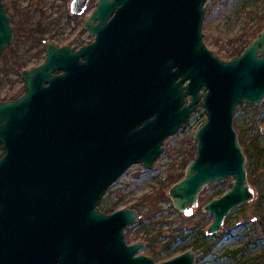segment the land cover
<instances>
[{"label":"water","instance_id":"95a60500","mask_svg":"<svg viewBox=\"0 0 264 264\" xmlns=\"http://www.w3.org/2000/svg\"><path fill=\"white\" fill-rule=\"evenodd\" d=\"M89 1L71 0V12L82 14ZM205 2L97 0L83 23L92 41L75 50L46 41L44 62L22 71L26 92L0 102L6 249L30 246L47 226L49 239L66 242L71 264H194L191 248L159 261L138 253L144 241L124 235L137 209L105 212L99 204L131 166L154 169L165 138L199 102L206 120L192 135L193 159L168 188L172 205L190 216L204 186L233 177L202 206L213 234L253 199L233 117L240 104L264 97V27L239 55L222 59L202 40ZM11 42L0 0V54Z\"/></svg>","mask_w":264,"mask_h":264},{"label":"rangeland","instance_id":"374dc122","mask_svg":"<svg viewBox=\"0 0 264 264\" xmlns=\"http://www.w3.org/2000/svg\"><path fill=\"white\" fill-rule=\"evenodd\" d=\"M4 2L9 7L10 0ZM96 2L97 0H90L82 14H71L68 8L69 0H19L21 8L25 9L31 4L29 10L32 11V21H39L43 28L46 26L48 38L57 44L71 42V46L76 49L94 38L88 34L83 23L85 17L95 8ZM204 8L202 40L213 54L225 60L231 58V44L227 41L228 38L242 35L248 43L259 35L264 27V0H206ZM41 36L43 37V34ZM19 39L14 37L12 44L5 47L0 54V78L3 62H7L11 55H18L22 66L30 65L44 57L42 47H39L36 53L32 50L28 52L29 49L24 48L25 44L23 47L18 44ZM233 46L239 47V42H235ZM33 56L35 60L32 59ZM205 120L204 107L199 102L180 128L165 138L164 151L156 160L154 169H145L141 164L128 168L106 190L99 204L100 209L109 211L116 202L115 208H135L133 205L144 193H150L154 187L163 185V180L169 172L175 168L180 172L183 169V156L194 141L192 135ZM233 125L238 139L241 136L243 140L240 143L242 147L245 151L253 153L248 155L249 152H244L248 180L254 190L253 199L231 209L219 231L213 234L200 233L191 227L184 234L176 232L172 227L177 223L169 221L172 218L178 219L179 214L171 210L169 201L162 204V216L165 221L139 222L147 207V204L143 203L139 208H135L138 211V219L124 229L129 241H145V246L140 248L138 253L151 254L156 251L163 258L161 260H164L191 248L195 252L194 264H264V189L253 180H264V162L263 157L258 158L255 148L252 147V144L256 143L259 148H264V97L257 104L242 103L237 106ZM189 138H192L191 141ZM165 149L168 153H165ZM232 182L233 177L227 178L225 183L211 182L204 186L201 193L204 192L211 198L217 197L221 192L227 191ZM209 217L211 221V215ZM204 247L207 252L200 251Z\"/></svg>","mask_w":264,"mask_h":264},{"label":"flooded vegetation","instance_id":"af4514ba","mask_svg":"<svg viewBox=\"0 0 264 264\" xmlns=\"http://www.w3.org/2000/svg\"><path fill=\"white\" fill-rule=\"evenodd\" d=\"M2 2L5 12L8 15V22L12 28V42L14 37H19L18 44L22 47L23 44H25L24 48L29 49L27 50L28 52L32 50L34 53L37 52L39 47H42L44 50V57L40 60L37 59L39 61H33L27 66L21 65L22 61L18 55H11L8 57L7 62H3V68H1L3 72L0 78V102L17 99L26 92V82L23 79L22 71L32 69L43 63L46 57V41L49 40L55 43L46 36L47 30L45 25V28H43V26H41L42 24L39 25V21H32V11L29 10L31 4L24 9L21 8L19 0H10L9 7L4 0ZM70 2L71 0H69L68 8L69 12L73 14L70 10ZM34 6L35 5H33V7ZM9 8H11V10H9ZM36 9L37 8H35V10ZM42 34L43 37L41 36ZM70 43L71 42H66L64 44L69 45L75 50L76 48L71 46ZM55 44L58 46L64 45ZM82 45L83 44L80 46ZM32 59L35 60V57L33 56ZM59 72V70H55L52 74H57ZM2 155L3 147L2 140L0 139V158ZM2 195L3 194L0 193V202L3 199ZM116 209L118 208L105 212H112ZM47 234H49L47 226H42L41 229L36 231L35 239L30 246H22L17 251H10L3 246V217L0 216V264H71V251L67 247L66 242L62 240H51L47 237ZM124 235L126 242L131 243V241L127 239L125 231Z\"/></svg>","mask_w":264,"mask_h":264},{"label":"trees","instance_id":"16d2710c","mask_svg":"<svg viewBox=\"0 0 264 264\" xmlns=\"http://www.w3.org/2000/svg\"><path fill=\"white\" fill-rule=\"evenodd\" d=\"M208 12V11H207ZM254 38V37H253ZM252 38V39H253ZM251 39V40H252ZM250 40V42H251ZM227 41L231 44V50H230V57H233L234 55H239L243 49L250 43L243 38L242 35L238 36V37H230L227 39ZM235 42H239V47H234L233 44ZM192 138H189V140L191 141ZM239 141L240 143H242V138L241 136L239 137ZM252 147L255 148L257 157H263V162H264V148H259L258 145L256 143L252 144ZM244 149V147H243ZM244 152L247 153L249 151H245ZM165 153H168V150L165 149ZM172 155V153H170ZM248 154V153H247ZM253 153L249 152L248 155H252ZM195 155V141H192L190 148L187 150V154L185 156H183L182 162H181V167H183V169L180 172L176 171V168L173 169L172 172H169V174L166 176V178L163 180V185L159 186V187H154L153 191L150 193H144L140 199L133 205L135 208H139V206L143 203L147 204L144 216L139 219V222L144 223L146 220L150 223H155L156 221H165L163 216H162V211H163V203L166 201H169L170 204V208L171 210L178 212L174 206L172 205L171 199L168 196V189L174 182H176L177 180H179L183 175H184V170L186 165L188 164V162L190 160L193 159ZM172 168H174V165L172 164ZM264 166V164H263ZM263 177H264V172H263ZM254 183L258 184V186L260 188L264 189V180H262V178L258 179V178H254ZM227 182V179L223 181V183ZM261 184H263V186H260ZM166 188V189H165ZM223 192H221L218 196H220ZM262 196H264V193L262 194ZM211 199V197H209L208 195H206L204 192H200L199 197H198V202L199 205L196 207V209L194 210V212L190 215V216H185L182 213L178 212L179 217L178 219L176 218H172L170 219L169 222L174 223L176 222L177 225H174V227H172L176 232L184 234L185 231L188 228H193V229H197L198 231H200V233L205 232L208 224L210 223L209 221V213L204 212L202 210V206L207 203L209 200ZM117 202L113 205V207L110 209L113 210L116 207ZM207 247V246H206ZM206 247H204L203 249H200V251H206ZM199 251V252H200ZM150 255H152L156 260H161L163 258L160 257L159 252H152ZM199 256V255H198Z\"/></svg>","mask_w":264,"mask_h":264}]
</instances>
